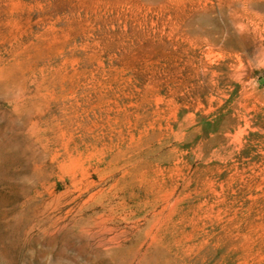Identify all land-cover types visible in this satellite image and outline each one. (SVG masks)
<instances>
[{
    "label": "rangeland",
    "instance_id": "obj_1",
    "mask_svg": "<svg viewBox=\"0 0 264 264\" xmlns=\"http://www.w3.org/2000/svg\"><path fill=\"white\" fill-rule=\"evenodd\" d=\"M0 264H264V0H0Z\"/></svg>",
    "mask_w": 264,
    "mask_h": 264
}]
</instances>
